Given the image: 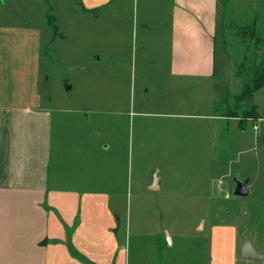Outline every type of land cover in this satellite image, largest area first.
<instances>
[{"label":"crops","instance_id":"1","mask_svg":"<svg viewBox=\"0 0 264 264\" xmlns=\"http://www.w3.org/2000/svg\"><path fill=\"white\" fill-rule=\"evenodd\" d=\"M69 2L80 16L71 23L83 64L76 68L81 83L63 80L64 97L53 96L44 75L48 58L58 55L56 37H66L44 34V19L0 23V264H264L260 160L235 168L239 177L232 179L246 182L248 209L203 210L187 233L165 227L144 234L120 206L136 139L175 133L184 155L186 137H193L188 152L197 155V174L191 185L181 175L182 201H210L226 189L217 179L218 122L233 137L232 153H250L259 139L264 146V110L244 98L245 81L228 48L231 40L244 42L246 25L255 35L256 19L248 16L255 0ZM258 42L254 72H264ZM129 55L134 72L127 85ZM228 99L247 105L241 114L231 108L218 115ZM246 123L257 132L254 140ZM143 184L152 199L167 198L165 175L154 167ZM165 234L169 246L161 253ZM246 243L251 252L244 259Z\"/></svg>","mask_w":264,"mask_h":264},{"label":"rangeland","instance_id":"2","mask_svg":"<svg viewBox=\"0 0 264 264\" xmlns=\"http://www.w3.org/2000/svg\"><path fill=\"white\" fill-rule=\"evenodd\" d=\"M70 0H0V23L3 22H21L30 24L31 22H39L42 19V30L45 33H57L66 37L64 40H59L56 37L55 44H53L56 51L57 58L47 60L45 67L46 72L44 75V83L47 84L49 89L52 90L53 96L56 98L64 97L66 95L63 91V80L69 78L75 80V82L81 83V75L77 67L83 64V55L76 49L75 46L79 44V39L75 40V28L72 26V20L80 18L79 14L75 12L76 8H70ZM255 6L257 8L248 11L249 19L255 17L257 27L255 35L252 36L250 31L253 30L251 26L246 25L247 35L244 38V42H238L231 40L229 49L231 50V57L229 63H237V68L241 71L242 78L246 84L252 85L253 79L259 77L264 72H254L255 64L253 65L254 57V41L259 39V44L264 45V0H255ZM74 6V5H73ZM75 7V6H74ZM49 12L54 17L55 28L46 25ZM245 15V12H244ZM38 26V25H36ZM55 31V32H54ZM74 38H73V37ZM74 40V41H73ZM235 41V42H234ZM239 44V45H238ZM236 46H239L238 49ZM220 44H216V66L221 65L223 58L220 55ZM246 55V57L244 56ZM245 57L244 60L242 59ZM129 70H127V85L133 81V63L132 56L129 55ZM111 61V59H105L104 62ZM264 61V60H263ZM131 62V64H130ZM241 64V65H239ZM240 66V67H239ZM74 68V70H72ZM260 68V67H259ZM264 69L263 67H261ZM111 69V68H110ZM92 76H96L95 71ZM137 76V75H136ZM126 77V76H125ZM48 78V81H47ZM137 79V78H136ZM137 81V80H136ZM139 82H136V89H138ZM224 92L223 86L218 84L217 94L220 97ZM256 93L252 94L250 101L253 105L258 106V110H264V87ZM84 96L79 92V96ZM87 96V95H86ZM220 99V98H218ZM228 105H218V115L227 114L228 109H234L237 114H241L244 105H247L245 99H239L237 101L227 100ZM251 102L248 104L250 105ZM244 104V105H243ZM234 105V106H233ZM251 114V113H250ZM246 135L251 140H254L252 130V123H246ZM255 126L260 128V123H255ZM260 134V133H259ZM233 139L232 135L228 134L223 126V122H218L217 129V179L223 182V188L226 189L223 192L217 193L214 199L210 201H182L178 199V195L181 194L177 185L181 175L185 179V183L190 184L197 174V155H194L192 140L193 137H186V147L188 151L184 155L178 154L177 148L181 145L175 133L171 134L169 138L164 139L160 134L150 136L148 138L136 139L133 142L132 148L129 144V167L131 168V183L126 187V196L124 201L120 203L124 216L130 219L131 227L133 224L136 229L142 233L154 232L157 228L168 227L170 232H182L187 233L193 224L198 220L201 211L209 210L215 207L216 211H243L248 209L251 202L250 196L235 197L232 195V179L239 177L237 170L243 167L255 166L258 160L260 163L264 162V146H261L262 139H259L258 146L254 145L255 150H251L248 154L232 153L230 144ZM257 141V140H256ZM182 163L184 164V170L181 169ZM151 167L155 168V173L160 171L165 175L166 193L164 198L152 199L147 196V192L144 190L143 182L149 178V170ZM230 167L232 172H230ZM235 168L237 170H235ZM226 171L229 173V177H226ZM148 175V176H147ZM220 184V183H219ZM191 185V184H190ZM191 188V187H190ZM184 189V188H183ZM178 194V195H177ZM169 241L166 234L162 240L160 238L159 248L161 253H165Z\"/></svg>","mask_w":264,"mask_h":264},{"label":"trees","instance_id":"3","mask_svg":"<svg viewBox=\"0 0 264 264\" xmlns=\"http://www.w3.org/2000/svg\"><path fill=\"white\" fill-rule=\"evenodd\" d=\"M48 24L51 26V28H55V25H54V17L51 15V13L49 12L48 14ZM264 87V74H261L259 77H256L253 79V83L252 85H248L246 83H244V86H243V96L245 99L247 100H250L251 99V96L253 94V92H255L256 90L260 89ZM254 110H252V112H250V116H253L254 115Z\"/></svg>","mask_w":264,"mask_h":264},{"label":"water","instance_id":"4","mask_svg":"<svg viewBox=\"0 0 264 264\" xmlns=\"http://www.w3.org/2000/svg\"><path fill=\"white\" fill-rule=\"evenodd\" d=\"M248 194V189L246 187L245 181H239L237 179L233 180V189H232V195L235 197H245ZM249 244H245V248L242 251L244 259L250 258L249 253L250 248H248Z\"/></svg>","mask_w":264,"mask_h":264}]
</instances>
